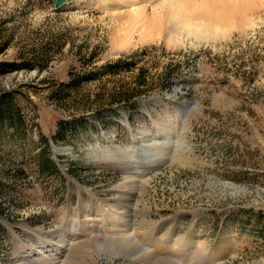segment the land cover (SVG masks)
Listing matches in <instances>:
<instances>
[{
  "label": "rangeland",
  "instance_id": "obj_1",
  "mask_svg": "<svg viewBox=\"0 0 264 264\" xmlns=\"http://www.w3.org/2000/svg\"><path fill=\"white\" fill-rule=\"evenodd\" d=\"M159 1L0 0V60L32 66L0 74L13 110L0 115V264H264V0L211 37L177 29ZM131 3L147 8V41L128 34L133 12L112 15ZM130 57L131 71L54 97L70 74ZM142 69V92L118 99Z\"/></svg>",
  "mask_w": 264,
  "mask_h": 264
},
{
  "label": "bare ground",
  "instance_id": "obj_2",
  "mask_svg": "<svg viewBox=\"0 0 264 264\" xmlns=\"http://www.w3.org/2000/svg\"><path fill=\"white\" fill-rule=\"evenodd\" d=\"M186 1L185 0H160L159 1L160 3L156 6L154 11L159 9L158 6H160V8L164 12L167 11L169 13V17L172 18L173 20L172 22L173 25L177 29L181 30L182 32H184L186 35H189V36L195 35V36H201V37H204V36L211 37L217 33H221L219 35L221 36L225 32V30L224 29L221 30V28H219V26L216 25L217 23H214V22H216L217 20L218 21L222 20L226 15H228V11L241 10L244 12V11H247L249 8H251L249 7L251 5V0H202L201 3H199V5L198 4L196 5L199 7H195V10L193 11L195 13L194 15L192 14L185 15V14H182V12H180V9H181L180 6L185 5ZM132 5L134 4L131 3L130 5H124V8L122 10H119V12L113 13L112 15L119 17L121 21V19L125 15H128L130 12L131 13L133 12L136 19L134 18V21L132 20L133 22H132V25H130L129 27L128 34L131 35V33H135L136 31H138L136 30V28H139L140 30L138 33L139 39L146 40L147 38L152 37V32L148 31V29L146 30L145 26H143L145 22L148 21L147 20L148 18L145 15V12H146L145 9L147 8L143 5L141 6L138 5L136 7L133 6L132 8H130V6ZM164 14L165 13H163L162 16H164ZM196 14H197V17H196ZM214 18H215V21L213 20ZM150 20H152V24L150 23V25H152V28H154V26L156 27L155 22L158 21L157 18L153 17V19H150ZM211 25H214V26L212 27ZM218 31H222V32H218ZM116 225L118 226V224ZM120 241L121 242L118 243L117 246H114V245L108 246L106 250H103L105 252L106 251L108 252L110 259L112 256H115V254L119 253V250H116L118 245L119 247L122 245H126V242L123 239Z\"/></svg>",
  "mask_w": 264,
  "mask_h": 264
},
{
  "label": "trees",
  "instance_id": "obj_3",
  "mask_svg": "<svg viewBox=\"0 0 264 264\" xmlns=\"http://www.w3.org/2000/svg\"><path fill=\"white\" fill-rule=\"evenodd\" d=\"M135 60L134 58H129V60L127 61H122V60H117L114 62H109L106 63L105 65L100 66L99 68H93L92 70L86 71L83 74H79L77 75V77L72 76V74H70V78L67 82L62 83L61 85L63 86L62 90L59 91H55L54 97L60 99L59 96H69V93L71 91V86L73 85H78V83H82V82H86L89 79H96L100 76V71H105L106 74L107 73H119V71H121V69L127 70V71H131L135 65ZM32 66H29L27 64H25L24 62H17V61H4V60H0V74L1 73H5V72H10V71H14V70H18L21 68H25V69H29ZM174 69H172L170 66L167 70H165L161 75H160V88L161 90H166L171 88V85L174 83ZM135 84L133 87H131V89L127 88L126 90H124V92H118L117 95L118 99H123V100H127L130 101L132 100L134 95H138L142 92L143 90V86H145L147 84L148 81V71L147 69H142L134 78ZM13 92V91H12ZM11 92H5L2 93V95H0V115L1 114H5L6 112L11 113L10 116H13V110L10 108L11 107V100L8 99V95ZM58 93H64V94H60L58 96ZM53 94V91L50 93V95ZM9 106V107H8Z\"/></svg>",
  "mask_w": 264,
  "mask_h": 264
},
{
  "label": "water",
  "instance_id": "obj_4",
  "mask_svg": "<svg viewBox=\"0 0 264 264\" xmlns=\"http://www.w3.org/2000/svg\"><path fill=\"white\" fill-rule=\"evenodd\" d=\"M51 1H52L53 5H54V8L55 9H58L63 4L67 3L69 0H51ZM173 91L176 92L175 89ZM193 103L194 102H192V101H186V100H184L182 103H180L182 105V107H183V114L184 115H187L188 114L189 109H190V106H192Z\"/></svg>",
  "mask_w": 264,
  "mask_h": 264
}]
</instances>
